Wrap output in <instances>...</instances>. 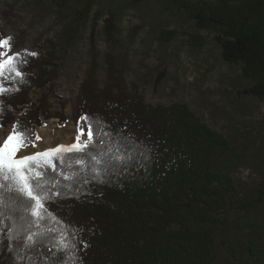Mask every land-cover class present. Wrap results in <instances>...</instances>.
Returning <instances> with one entry per match:
<instances>
[{
  "label": "trees",
  "instance_id": "trees-1",
  "mask_svg": "<svg viewBox=\"0 0 264 264\" xmlns=\"http://www.w3.org/2000/svg\"><path fill=\"white\" fill-rule=\"evenodd\" d=\"M66 1L73 2L57 3ZM176 2L216 35L223 60L239 66L242 94L264 103V0ZM59 12L58 34L38 42L37 55H19L23 77L6 70L4 86L18 91L0 95V131L19 123L36 133L63 117L50 110L45 91L90 21L89 0L71 3L69 16ZM91 29L75 122L90 117L95 141L87 152L61 154L40 217L0 187V264H264V176L242 177L236 135L210 127L186 103H147L111 52L100 81L95 22ZM102 30L116 41L112 18ZM37 89L44 92L33 100ZM81 158L83 165L74 163Z\"/></svg>",
  "mask_w": 264,
  "mask_h": 264
},
{
  "label": "rangeland",
  "instance_id": "rangeland-1",
  "mask_svg": "<svg viewBox=\"0 0 264 264\" xmlns=\"http://www.w3.org/2000/svg\"><path fill=\"white\" fill-rule=\"evenodd\" d=\"M35 1L0 0V39L11 38L10 54L19 53L24 58L27 52H38V42L46 43L61 29L59 11L69 16L71 3L85 2L66 1L61 8L57 3L61 0H41L45 2L43 7ZM89 3L90 21L83 26L78 43L67 52L53 89L45 91L50 110L60 112L64 118L46 120L36 130L41 139L34 141L35 147L29 143L18 155L74 142L78 88L90 63L92 21L96 23L93 39L100 81L106 73L103 57L111 52L123 68L127 85L138 90L147 103H186L210 127L233 132L237 137L235 150L244 155L242 177L264 176V103L242 94L245 83L239 66L223 60L213 32L198 28L186 7L176 0ZM105 18H112L117 27L115 42L102 30ZM42 92L37 89L30 96L36 100ZM63 100L64 106L60 103ZM11 131L12 126L1 130L0 142Z\"/></svg>",
  "mask_w": 264,
  "mask_h": 264
},
{
  "label": "snow or ice",
  "instance_id": "snow-or-ice-1",
  "mask_svg": "<svg viewBox=\"0 0 264 264\" xmlns=\"http://www.w3.org/2000/svg\"><path fill=\"white\" fill-rule=\"evenodd\" d=\"M10 40V37L0 39V95L18 91V89L4 86L6 70L9 74L14 73L16 77H23V73L17 70L19 53L10 54L12 47ZM30 55L37 54L30 53ZM33 136L35 140L41 139L34 130L21 131L19 123H15L12 126V131L0 142V187L15 193L14 199L26 211L30 210L32 215L40 217L42 212L47 211L46 202L51 198L48 185L58 183L55 176L50 173L56 171L57 162L62 159L61 154L73 151L87 152L95 141V128L90 117L84 115L78 122L77 135L71 145L58 144L54 148L34 152L30 155H18L22 149L29 145ZM32 147H35L34 141H32ZM114 159L121 161L124 157L117 156ZM99 162L97 160V163ZM74 163L83 165L85 161L81 158L74 160ZM112 166L113 168L117 167L115 164ZM61 176L66 180L72 179L71 176L63 173ZM2 204L3 202L0 201V206ZM32 239L33 237L29 235V242Z\"/></svg>",
  "mask_w": 264,
  "mask_h": 264
},
{
  "label": "bare ground",
  "instance_id": "bare-ground-1",
  "mask_svg": "<svg viewBox=\"0 0 264 264\" xmlns=\"http://www.w3.org/2000/svg\"><path fill=\"white\" fill-rule=\"evenodd\" d=\"M43 131H45V127L41 128V133H42Z\"/></svg>",
  "mask_w": 264,
  "mask_h": 264
}]
</instances>
